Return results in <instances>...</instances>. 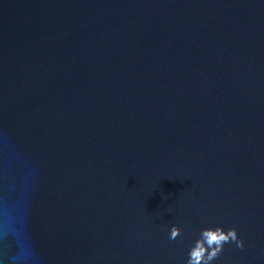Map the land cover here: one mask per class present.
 Returning a JSON list of instances; mask_svg holds the SVG:
<instances>
[{"label":"water","instance_id":"water-1","mask_svg":"<svg viewBox=\"0 0 264 264\" xmlns=\"http://www.w3.org/2000/svg\"><path fill=\"white\" fill-rule=\"evenodd\" d=\"M216 227L212 264H264V0H0V264H186Z\"/></svg>","mask_w":264,"mask_h":264},{"label":"clouds","instance_id":"clouds-1","mask_svg":"<svg viewBox=\"0 0 264 264\" xmlns=\"http://www.w3.org/2000/svg\"><path fill=\"white\" fill-rule=\"evenodd\" d=\"M181 235V229L173 226L170 229V240H176ZM235 243L237 248L243 249L244 242L239 239L236 229L227 232L221 227L206 228L200 233V238L194 243L188 254L186 264H212L224 249L225 244Z\"/></svg>","mask_w":264,"mask_h":264}]
</instances>
